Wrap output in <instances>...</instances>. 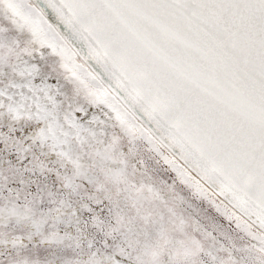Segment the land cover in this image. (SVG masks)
I'll return each instance as SVG.
<instances>
[{
  "label": "snow or ice",
  "instance_id": "6c2138e0",
  "mask_svg": "<svg viewBox=\"0 0 264 264\" xmlns=\"http://www.w3.org/2000/svg\"><path fill=\"white\" fill-rule=\"evenodd\" d=\"M0 264H264V0H0Z\"/></svg>",
  "mask_w": 264,
  "mask_h": 264
}]
</instances>
